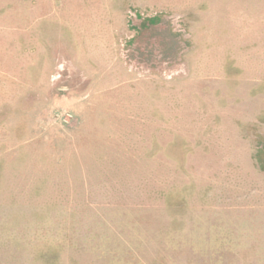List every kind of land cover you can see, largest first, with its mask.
Returning <instances> with one entry per match:
<instances>
[{
    "label": "rangeland",
    "instance_id": "obj_1",
    "mask_svg": "<svg viewBox=\"0 0 264 264\" xmlns=\"http://www.w3.org/2000/svg\"><path fill=\"white\" fill-rule=\"evenodd\" d=\"M0 264H264V0H0Z\"/></svg>",
    "mask_w": 264,
    "mask_h": 264
}]
</instances>
